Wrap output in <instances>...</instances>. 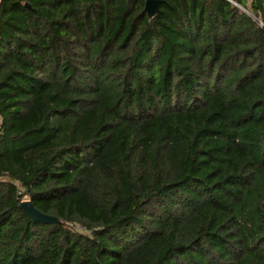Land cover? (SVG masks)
I'll return each mask as SVG.
<instances>
[{
    "label": "trees",
    "instance_id": "1",
    "mask_svg": "<svg viewBox=\"0 0 264 264\" xmlns=\"http://www.w3.org/2000/svg\"><path fill=\"white\" fill-rule=\"evenodd\" d=\"M162 1L0 0V264H264V0Z\"/></svg>",
    "mask_w": 264,
    "mask_h": 264
},
{
    "label": "water",
    "instance_id": "2",
    "mask_svg": "<svg viewBox=\"0 0 264 264\" xmlns=\"http://www.w3.org/2000/svg\"><path fill=\"white\" fill-rule=\"evenodd\" d=\"M233 3L231 0H227ZM162 0H145L143 13L147 15L148 20H152L159 13V5L162 4ZM20 208L25 212V214L33 221L42 224H58L59 220L55 217L44 215L37 211L31 202L23 201L20 203Z\"/></svg>",
    "mask_w": 264,
    "mask_h": 264
},
{
    "label": "built area",
    "instance_id": "3",
    "mask_svg": "<svg viewBox=\"0 0 264 264\" xmlns=\"http://www.w3.org/2000/svg\"><path fill=\"white\" fill-rule=\"evenodd\" d=\"M234 4V3H233ZM235 6H237L236 4H234ZM243 11L248 15V16H250L259 26H261V22L260 21H258V20H256L252 15H251V13L249 12V11H247V10H244L243 9ZM1 124H2V122H1V117H0V130H1Z\"/></svg>",
    "mask_w": 264,
    "mask_h": 264
},
{
    "label": "rangeland",
    "instance_id": "4",
    "mask_svg": "<svg viewBox=\"0 0 264 264\" xmlns=\"http://www.w3.org/2000/svg\"><path fill=\"white\" fill-rule=\"evenodd\" d=\"M247 5H249V1H248Z\"/></svg>",
    "mask_w": 264,
    "mask_h": 264
}]
</instances>
